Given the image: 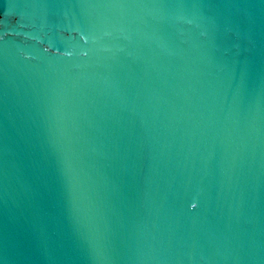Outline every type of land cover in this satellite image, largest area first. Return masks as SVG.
Instances as JSON below:
<instances>
[{
    "label": "water",
    "instance_id": "1",
    "mask_svg": "<svg viewBox=\"0 0 264 264\" xmlns=\"http://www.w3.org/2000/svg\"><path fill=\"white\" fill-rule=\"evenodd\" d=\"M0 264H264V0H0Z\"/></svg>",
    "mask_w": 264,
    "mask_h": 264
},
{
    "label": "clouds",
    "instance_id": "2",
    "mask_svg": "<svg viewBox=\"0 0 264 264\" xmlns=\"http://www.w3.org/2000/svg\"><path fill=\"white\" fill-rule=\"evenodd\" d=\"M192 207H195V205H193Z\"/></svg>",
    "mask_w": 264,
    "mask_h": 264
}]
</instances>
